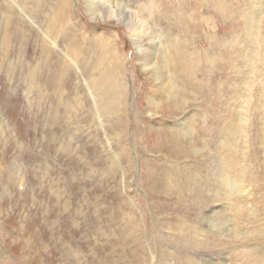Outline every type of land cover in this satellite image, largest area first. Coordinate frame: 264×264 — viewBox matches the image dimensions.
I'll list each match as a JSON object with an SVG mask.
<instances>
[{
	"label": "rangeland",
	"instance_id": "374dc122",
	"mask_svg": "<svg viewBox=\"0 0 264 264\" xmlns=\"http://www.w3.org/2000/svg\"><path fill=\"white\" fill-rule=\"evenodd\" d=\"M118 1L163 36L158 66L182 91L88 0H0V264H264L261 141L254 158L230 131L243 107L264 120V0ZM226 173L263 188L256 208L213 216Z\"/></svg>",
	"mask_w": 264,
	"mask_h": 264
},
{
	"label": "bare ground",
	"instance_id": "6f19581e",
	"mask_svg": "<svg viewBox=\"0 0 264 264\" xmlns=\"http://www.w3.org/2000/svg\"><path fill=\"white\" fill-rule=\"evenodd\" d=\"M117 1L115 2L114 0H88V12L93 16L94 19L101 18L103 20H110V19L115 18L117 20V22H120V23H121V20H124V23L127 25L128 29L130 31L132 42H133V44L136 48L137 54L139 56V59H140L139 61L141 63L140 67H142L143 70H145L146 72L149 71V69L154 70V72L156 74L155 76H158V78L156 80L159 83H161L163 87H164V84L167 82L166 79L168 78V81L171 83H167V87L168 86L171 87V93L175 94V93L182 91L180 89V87L178 85H176V82L171 80V73H170V70L168 69V66H166V68L164 70H161L160 67L158 66L157 58L160 54V51L165 48V46L163 45V36L160 33H158L157 31L153 30V28L150 27L149 22L147 23L146 21H144L140 17V15H142L143 13L138 15L137 13L132 11L128 5H126L125 3L119 2V1L117 2ZM124 2H125V0H124ZM130 6H131V4H130ZM251 6H253V4ZM257 16L259 17L260 20L262 19V13L258 14ZM248 22H249V23H247L248 30L253 32V36L257 39L258 36H261L260 34L262 32V30H261L262 27L259 26V23H257L256 21L251 20ZM143 36L144 37L147 36L148 39L152 41L151 42L152 49H148V48H145L143 46V44L145 43ZM257 44L258 43L256 41H254V43H253L254 46L252 49H250L247 46L241 45L242 48H244V49H243V55H241L240 57L245 60V65L247 67V75L244 78H242L245 86H247L251 74L254 73V67L256 66L257 63L261 62V60H260L261 51H258ZM108 47H110V45H108ZM248 49H250L252 51H249ZM164 52H165L164 53V60L162 59V61H165L166 65H167L168 60H169L168 59L169 58V55H168L169 51H164ZM106 53L108 55L107 50H106ZM70 56H72V58H76V56H74V55H70ZM143 70H142V72H143ZM152 70H150V71H152ZM97 80H98V78L94 81V87H92V90L94 89L95 91H97V93H95V91L93 90L94 93H92V95L94 97V103H95L97 109L99 110V105L101 104V102L102 103L104 102V98L101 95L103 91H101L100 89L95 87ZM86 84H88V83H86ZM90 86H88V87L90 88ZM113 88H114L113 81L108 80L104 83V90L105 91H110ZM261 90H262V93H259L260 98L258 100L260 103H262V105H261L262 107L260 106L259 108L263 109V111L260 114H258V118L264 114V84L262 85ZM249 96H250V94L248 96H245V97H249ZM241 99H244V98L241 97ZM113 102H114V100H113ZM257 106H258V104L256 105V108H258ZM248 108H250V107H243V109L240 108L243 111L242 112L239 111V114L236 113L237 123H238L237 129H236V125H235V127L232 130H230V129L229 130L231 131L232 136L235 139V141H233V142L235 143L236 147L239 148L240 151H241L242 147L246 148L247 137L249 138V136H251L250 148L252 150H254V152L249 154V155L252 156V154H254V158H256V151H257V149H255L256 147L254 148V144L257 141L258 142L261 141L260 145H261V153L263 155V158H262V161H263V159H264V120L263 121L260 120L261 123L256 118L251 121L250 117H248V116H251L247 112ZM246 115H247V117H246ZM191 133L192 132L190 131L189 134H191ZM224 134L226 136L225 132L223 133V135ZM227 142H229V141H227ZM221 145H222L221 147L227 146V144L225 143L224 140H223V142H221ZM258 150H260V149H258ZM238 153H239V151H238ZM258 154H259V152H258ZM249 158H251V157H249ZM246 161H247L246 155L243 157H240L239 158V162L241 164L240 167H244V165H242V163H246ZM221 162H222V159H221ZM245 177H246V175L244 173L241 176H239V179H233L229 173H226L218 180V188H219L218 194L220 196H223V200H221L223 203L221 202V204L219 206H215V207L211 208L210 212L215 213V214H213V216L218 215L220 213L218 208H220L222 211L223 210L224 211L230 210L231 212H239L243 209V207H245V205L250 206L252 204V203L250 204L251 201H254L253 203H255L258 199H260V194L258 192L262 193L263 188H260L257 190L255 188L251 187L250 185H248L247 183L244 182V179H246ZM262 181L264 182V176L263 175H262ZM262 181H261V183H262ZM256 203L250 207H252V208L255 207ZM260 245L262 246V247L260 246L261 249L259 250V254L261 256V253L264 252V241L263 240H262V242H260ZM263 258H264V256H263Z\"/></svg>",
	"mask_w": 264,
	"mask_h": 264
}]
</instances>
